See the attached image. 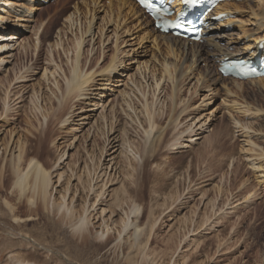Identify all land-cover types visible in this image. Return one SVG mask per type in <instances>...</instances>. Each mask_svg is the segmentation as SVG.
I'll list each match as a JSON object with an SVG mask.
<instances>
[{"label":"bare ground","instance_id":"bare-ground-1","mask_svg":"<svg viewBox=\"0 0 264 264\" xmlns=\"http://www.w3.org/2000/svg\"><path fill=\"white\" fill-rule=\"evenodd\" d=\"M38 2L40 1L0 0V102L7 110L11 100H18V103L28 99L34 104L33 108L40 115L42 123H47L55 112L59 113L57 129L65 138L59 134L51 142L56 143L63 139L64 146L56 160L49 167H45L27 147L28 142L23 138L21 128L15 122H10L11 118L7 117L5 112L4 115L3 112L0 113V122L6 124L7 120L8 124H13V128L11 126L9 129L0 125V162L7 163L13 174L11 190L0 200V220L7 216L15 223L9 229L3 230L13 234L12 237H0L3 240L0 241V264H42L37 260L35 247H48L36 242L31 236L37 234L24 224L34 221L39 211L50 210L61 216V220L69 219L66 225L71 232L72 246L82 248L90 236L95 239L105 236V239H108V232L114 230L116 242L119 244L117 247L125 248L123 262L135 264L137 253L143 248L140 246L144 228L139 223L141 207L124 184V176L119 172L123 164L118 165V162L122 161L121 158L128 160L130 156L136 158L138 150L133 153L128 149L129 141L126 131L122 128L105 126L103 123V143L98 147L94 141L96 137L89 138L90 132L100 129L98 118L105 121L106 116L103 113L111 111L113 101L110 97L111 93L116 91L114 87L122 86L123 89L118 94L127 98L129 93L125 88L133 84L135 75L143 77L147 74L150 81L157 86L166 80L172 83L174 89L181 82L188 83L191 87L195 86V94L201 96L200 102L191 107L196 109L197 113L188 116L191 120L188 126L191 134L187 136L184 130L181 131L179 140L170 148L171 152H176L178 148L191 147L210 130L212 121L218 118L222 111L229 115L231 112L239 113L247 118L258 115L259 108L251 109V106L241 105L233 100L237 89L233 92L228 84L239 90L243 84L252 85L257 88L256 93H262L264 96V79L235 80L222 77L213 66L218 58L224 56L246 55L247 59L253 57L256 44L264 39V0H232L220 3L219 11L229 13L231 17L213 25L203 43H189L181 38L159 33L132 0H79L73 3L72 9L63 18L62 26L57 28L52 40H47L44 47L43 39L52 19L49 14L43 18V8ZM81 5L84 6V15L81 14ZM81 15L88 26L83 28V35L74 38V52L70 56L63 44L68 39V34L73 36L75 31L78 32ZM130 16H133L134 22L127 26L126 17ZM230 24L238 31L229 32L227 26ZM134 28L144 29L148 35L139 36L140 33ZM96 37L102 46L112 40V46L115 48L111 60L101 70L102 79L98 84L94 81L95 77L91 71L93 69L85 68L87 58L83 57L85 43H93ZM151 38V45H144ZM138 39L139 46L135 48ZM162 45L170 56L162 55L159 59L163 52ZM41 50L44 52L43 59L39 55ZM58 51L63 54L66 52L67 70L64 69L65 66L62 68L55 64L54 52ZM201 62H204L205 66L199 69ZM134 65V74H128ZM155 67L158 68V73L155 72ZM55 70H58L57 75ZM37 75L38 84L29 87L26 82L33 80ZM57 76L61 78L60 84ZM41 85L44 90H41ZM214 98L221 100V106L216 104ZM17 107L23 108V105ZM126 107V110L135 113L128 103ZM144 108L145 110L140 109V112L148 119V127L142 128L145 145L142 154H138L140 161L150 160L163 143L164 129L175 124L174 119H169L165 127L155 129L153 117L147 112V104ZM186 109L185 107L179 114ZM129 112H126V115H129ZM240 121L232 118L231 122L240 139L241 152L250 167L258 173L256 175L261 177L259 180L264 181V150L256 148L252 141V137L262 133L259 129H252ZM84 126L87 127L84 134L88 150L84 152V159L78 164L75 163L76 168L73 170L70 163H64V160L69 156H66L69 148H74L73 142L78 139L77 134L82 130L80 127ZM7 132L9 137L4 141ZM38 138H42L40 133L36 139ZM91 174L95 175V181L92 178L89 180ZM111 185L113 186L110 187ZM75 197L79 199L78 211L77 205L74 204ZM201 202L204 208L208 205L206 199ZM19 206H24L27 214L21 215ZM179 220L180 216L170 218L168 226L173 227ZM67 243L69 241L63 243L66 245V254L71 257L70 260L77 261L78 254L71 252L70 243ZM44 257L47 261V257Z\"/></svg>","mask_w":264,"mask_h":264},{"label":"rangeland","instance_id":"rangeland-1","mask_svg":"<svg viewBox=\"0 0 264 264\" xmlns=\"http://www.w3.org/2000/svg\"><path fill=\"white\" fill-rule=\"evenodd\" d=\"M78 1L48 0L47 3L39 4L43 8V18L45 19L49 14L52 19L45 34L46 37L43 39V47L47 40H52L57 28L62 26L63 18L72 9V4ZM104 2L106 5L108 4L107 1ZM82 9L84 10L83 5H81V14L84 15ZM81 16L78 32L75 31L76 34L73 36L68 34V39L63 44L67 48L65 51H69L70 56L74 52V38L83 35L85 26H88L83 20L84 16ZM126 18H128L126 25L130 26L131 22H134L133 16ZM136 23L137 21H135ZM138 29L134 28L137 33H140L139 36L145 35L146 37L148 35L146 30ZM228 31L237 32L238 30H234L232 25V29ZM120 36L122 38V34ZM98 40L99 38L96 37L93 43L87 41L83 53V57L87 58L85 68L93 69L89 70L92 71L97 84L102 79L101 70L111 60L115 51L112 40L104 46L100 45ZM151 42L152 38L144 45H151ZM138 43L139 39L135 48L139 46ZM161 51L163 52L159 59L162 55L170 56L163 45ZM65 53L54 52V59L56 65H60L62 68L65 66L64 69L67 70L65 65L67 55ZM39 55L41 59L44 58L42 50ZM204 66L205 63L201 62L199 69ZM156 67L155 72H159ZM213 68L216 70L214 66ZM134 71L135 65L128 74H134ZM55 72L57 75L58 70ZM38 77V75L34 76L33 80L26 84L29 87L36 86ZM56 79L60 84L61 78L57 76ZM133 81L132 85L129 84L125 88V91L129 93L127 98L118 94L123 89L122 86L114 87L116 91H113L110 97L113 107L111 111L103 113L106 116V124L104 120L98 118L100 129L91 130L89 138L96 137L95 144L97 147L101 146L103 143L101 125L103 123L105 126L113 125L115 128H122L126 131L129 141L127 142L128 149H131L133 153L138 150V154L141 155L145 145L142 128L148 127V119L140 112V109L145 110L144 107L147 104V112L153 117L155 129H162L163 126H166L167 120L174 119L175 124L164 129L163 143L150 157V160L140 161L137 154L136 158L130 156L128 160L121 158L122 161L118 162V165L123 164L119 168V172L124 176V184L141 207L139 223L144 228L140 246L143 248L136 255L135 246L133 247V256L136 255L135 264H264V181L259 180L261 177L256 175L258 173L250 167L245 155L241 152V142L231 122L233 118V120L243 121L252 129H259L263 135L252 137V141L256 144V148L264 150V96L262 93H256L257 88L252 85L243 84L239 90L229 83V88L233 89L230 90L233 92L238 90L235 92L236 97H232L231 100L234 98L236 103L251 106V109H260L259 114L246 119L242 117V114L229 112V115L226 111H222L218 118L212 121L210 130L204 133L191 147L178 148L176 152H171L170 148L173 143L175 144L179 140L181 131L184 130L187 136L191 134L190 128H188L191 121L189 118L197 113V110L191 107L200 102L201 96L196 95L195 86L191 87L188 83L181 82L174 89L172 83L163 80L157 86L150 81L147 74L143 77L135 75ZM40 88L44 90L42 85ZM240 95L242 96L239 97ZM217 96L221 98L219 95ZM11 101L7 110L0 102V113L3 112L2 115H4L5 112L6 116L11 118L10 122H15L21 128L20 132L27 140V147L32 150V155L35 153V158L41 161L45 167H49L61 154L64 146L63 139L56 143L51 142L59 134L60 137L64 136L57 129L59 113L55 112L47 123H42L40 115L35 112L34 104L31 101L28 99L18 103H16L18 100L15 99ZM126 103L130 108H134L135 113L126 110ZM220 103L221 100L216 99V104ZM16 105H23V108ZM185 107L187 108L185 112L179 114ZM188 109L190 110L187 111ZM16 110L18 111L15 112ZM126 112H129V115H126ZM233 114L234 116H232ZM0 125L3 127L5 125L6 129H9L13 124H8L6 120V124L0 122ZM80 128L82 130H79L78 139L73 142L74 146H72L75 149L69 148L66 155L69 156L64 160V163L67 161L70 163V168L73 170L76 168L75 163L78 164L83 160L84 152L86 149L88 150L84 134L87 127ZM39 133L42 135L41 140L36 139ZM94 133L96 134L94 135ZM8 137L7 132L4 141ZM1 156L2 152L0 151V161ZM60 165L62 166L63 163ZM53 173L55 174L56 171ZM92 175L89 180L95 181V175L93 177ZM12 178L13 174L7 163L0 162V200L11 190ZM116 185L118 184H114V186ZM203 199L208 200V205L205 208L201 205ZM74 204L77 205L76 210L78 211L80 209L78 207L79 199H76ZM18 208L21 215L27 214L24 206ZM175 216H180L181 220L173 227H169L170 218ZM69 217L74 218V216ZM61 219V216L55 215L53 210L39 211L34 221L24 224L37 234L31 236L36 242L48 247L45 249L36 245L39 262L42 264H125L123 262L125 248L117 247L119 244L116 242L114 230L108 232V239H105V236L99 239L90 236L89 241L82 248H76L70 243L72 242L71 232L66 225L69 219ZM14 225L13 220L8 219L7 216L1 219L0 237H12L13 234L3 230ZM1 238L0 241H3ZM63 240L69 241L70 244L67 243L69 250L78 254L77 261L70 260L71 257L66 254V245L63 244L65 242ZM44 256L47 257V261Z\"/></svg>","mask_w":264,"mask_h":264}]
</instances>
